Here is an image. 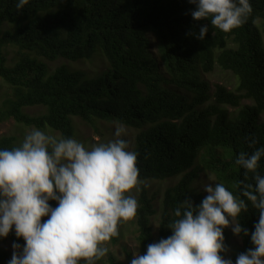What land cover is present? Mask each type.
<instances>
[{
    "label": "trees",
    "instance_id": "16d2710c",
    "mask_svg": "<svg viewBox=\"0 0 264 264\" xmlns=\"http://www.w3.org/2000/svg\"><path fill=\"white\" fill-rule=\"evenodd\" d=\"M16 3L0 0V83L6 87L0 125L12 120L73 139L72 118L89 126L112 120L136 130L130 151L137 154L139 183L175 180L159 202L156 239V194L140 188L132 218L140 255L172 234L174 211L183 212L185 200L201 203L194 187L200 174L213 176L248 206L238 219L249 236H237L240 246L230 258L235 262L253 247L259 212L240 190L242 184L255 187V180L235 160L264 148V0H250L246 22L227 33L208 20L195 21L189 0H29L22 9ZM204 25L208 33L197 39ZM98 51L105 69L94 79L68 63L91 61ZM58 59L63 61L52 68ZM217 69L236 80L234 91L223 85L210 91L203 76ZM225 107L239 109L236 117ZM19 146L12 136L0 137V149ZM257 172L264 176V157ZM224 236L228 250L227 229ZM120 238L119 232L108 242ZM13 243L25 241L14 231L0 239V264L12 258L5 246ZM106 263L121 264L111 255ZM96 264H104L102 258Z\"/></svg>",
    "mask_w": 264,
    "mask_h": 264
},
{
    "label": "clouds",
    "instance_id": "9594fccd",
    "mask_svg": "<svg viewBox=\"0 0 264 264\" xmlns=\"http://www.w3.org/2000/svg\"><path fill=\"white\" fill-rule=\"evenodd\" d=\"M28 3L17 0L16 8ZM189 3L195 5V21L208 20L225 33L242 26L252 12L250 0ZM208 30L201 26L196 38L204 40ZM124 134L117 127L116 139L89 149L76 139L33 129L19 147L0 149V239L14 231L25 241L22 248L13 243L8 264H96L107 254L105 243L118 236L119 226L138 208L131 195L139 184L137 154L128 150ZM262 157L264 148H259L235 160L246 176L253 175L255 187L242 184L240 191L259 212L250 235L253 247L235 262L222 255L227 252L224 229L249 236L238 219L248 206L223 183H208L198 206L185 200L183 212L175 209L172 234L149 244L143 255L133 252L129 264H264V176L257 172Z\"/></svg>",
    "mask_w": 264,
    "mask_h": 264
},
{
    "label": "rangeland",
    "instance_id": "374dc122",
    "mask_svg": "<svg viewBox=\"0 0 264 264\" xmlns=\"http://www.w3.org/2000/svg\"><path fill=\"white\" fill-rule=\"evenodd\" d=\"M263 43H264V35H262ZM155 41L152 40V49L153 53H155ZM100 51H98L91 61H78V62H68L72 64V67L76 70L82 72L85 75V79H94L98 75L102 73V71L105 69L104 64L101 62L99 57L97 55H100ZM101 56V55H100ZM60 61H63L62 59H58L51 64V67L54 68L55 66H59L61 63ZM203 79L208 83L210 87V91L213 92L215 85H223L228 90L234 91V88L236 87V80L232 78L229 74L224 73L220 70H214L211 74H207L203 76ZM6 94V87L0 83V101L4 98ZM242 106L249 105V101H242ZM228 115L230 118L236 117V114L238 113L239 109H234L231 107H225ZM39 109H30L27 112L28 113H37L39 112ZM72 126L74 129V139L82 142L86 148H91L94 144L98 143H107L110 140L116 139L115 137V131L117 127H121L122 125L118 124L117 122H113L112 120H106V121H97L93 126L86 125L82 123L78 118H72ZM125 129V134L122 135V139H125L128 142L129 149L133 147L135 143V136L137 134V131L131 128H127L122 126ZM33 129H28L23 126H20L16 123H14L12 120L0 125V137L1 136H12L16 139L17 144H22L24 137ZM45 131H43L45 134L53 135L60 138L59 134L50 130L49 128H45ZM208 183H216V180L211 175H204L200 174L198 177L197 182L195 183V189L202 192L203 197L207 195L206 192L203 191V186ZM175 184V180H170L166 182H156V181H148L144 183H139L136 189H133L131 192V195H133L136 200L139 195L140 188L144 187L145 189H148L150 194H156V201H155V208L157 209V216L152 219V228L154 237L156 239L157 237V230H158V222H159V202L161 200L162 194L164 190ZM214 186V184H213ZM229 235H230V246L227 250V253L224 255L225 258H230L232 255H234L237 251L236 249L240 246V239L237 236H234L231 228H226ZM119 232L121 234V238L119 242L115 245L106 242L105 247H107L108 252L107 254L102 258L104 264L106 263V260L108 256H113L117 262L121 264H129V258L127 254H129V257L133 258V252H138L139 249L136 244V230L134 227V221L133 219L126 221L121 224L119 228ZM25 243H23L21 248L24 246ZM5 249L10 253L12 256L13 248L12 245L5 246ZM140 254V253H139Z\"/></svg>",
    "mask_w": 264,
    "mask_h": 264
}]
</instances>
